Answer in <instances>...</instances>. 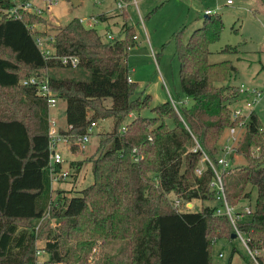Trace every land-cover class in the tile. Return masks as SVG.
<instances>
[{
	"label": "trees",
	"instance_id": "16d2710c",
	"mask_svg": "<svg viewBox=\"0 0 264 264\" xmlns=\"http://www.w3.org/2000/svg\"><path fill=\"white\" fill-rule=\"evenodd\" d=\"M34 22L45 20L36 15L0 19V137L8 150L0 154V171L5 172L0 264H35L37 251L47 253L44 264H90L95 246L113 241L120 243L117 255L103 253L94 264H211L214 242H232L233 227L225 215L215 214L213 169L205 161L199 175L195 168L204 155L217 162L220 137L239 121L244 134L235 153L246 163L233 167L231 154L229 165L218 169L228 204L249 200L250 218L238 227L264 264V128L254 110L232 118L239 85L228 80L237 69L229 60L208 61L209 44L223 29L220 15L204 14L201 26L186 37L184 28L174 33L183 94L177 93L176 108L169 100L151 106L149 95L131 99L136 83L128 80L127 55L137 44L132 25L124 23L121 37L104 41L95 27L73 17L53 34L54 51L48 57L34 39L45 33L28 29ZM221 51L239 49L227 45ZM62 56L77 57L74 69L89 77L47 74L49 88L65 101L66 128L60 133L76 146L92 121L111 118L112 128L91 159L92 183L80 190H57L53 198L51 175L62 167L49 165L50 110L35 86L21 80L41 69H72L60 62ZM144 110L152 114L141 115ZM132 112L137 115L122 125ZM9 165L14 167L6 169ZM80 165L77 161L76 169ZM169 194L183 207L192 200L211 205L181 211Z\"/></svg>",
	"mask_w": 264,
	"mask_h": 264
},
{
	"label": "rangeland",
	"instance_id": "374dc122",
	"mask_svg": "<svg viewBox=\"0 0 264 264\" xmlns=\"http://www.w3.org/2000/svg\"><path fill=\"white\" fill-rule=\"evenodd\" d=\"M79 1L80 4L74 6L71 0H61L50 14L43 17L44 23L34 22V28L38 29L39 32L43 31L45 33L42 35L45 48L54 51L53 39L51 40L49 37H52L58 28L63 27L73 17L84 18L85 25L91 22L90 15L96 19H99L100 14L104 18H108V23L97 22L95 24V29L104 41H106V30L114 38H119V36L123 35V28H119V26L122 25L123 21L125 23L127 21L126 25H132L138 37L137 44L130 48L127 55L129 74L136 83V88L131 94V99L149 95L151 106L168 100L171 103L175 102L177 93L181 94L179 60L175 53L174 33L184 28V36L186 37L194 29L201 26L205 8L215 11L223 21V29L219 39L209 44L210 54L208 55V61L212 63L223 60L231 61L237 71L228 82L256 88L259 95L251 96V99L255 97L252 109L257 113L264 128V6L261 5L259 0H230L231 2H227V0H136L137 4H131L128 9V19L126 16L127 11L119 12L117 9L107 12L102 11L112 8V0H102V3H98L100 0ZM115 12H118L117 15L119 16L114 15ZM114 16L115 18H113ZM139 16L142 18V22L139 21ZM101 19L100 21H102ZM227 45L236 46L239 51L236 53L222 52L221 49ZM51 72L60 76H74L81 79L89 77V73L85 70L74 68L47 70L48 75ZM181 95L183 96V94ZM105 102L109 103V100ZM183 102L189 104V99L185 100L184 98ZM64 104L65 101L59 99L57 107H52L53 110H60V122L57 123L59 126L60 123L64 125ZM239 105L244 107V104L240 100L233 102L232 106ZM248 110L245 107V109H242V112L246 114ZM89 113H91V110H89ZM151 114L150 110L141 112V115L149 116ZM135 115L137 113L132 112L121 124H127ZM96 123L97 125L93 129L89 140L83 146L81 144L74 146L72 144L73 141L71 144H59L58 150L62 157L61 167L68 171L67 175L60 179L61 182L57 180L53 183L54 198L57 190H63L64 192L75 189L80 190L92 183L91 159L96 157L99 150L102 149L99 148L100 139L104 138L107 132L111 130L112 119H96ZM243 134L244 127H238L234 133L235 141L233 142V146L237 147L240 144ZM228 135V130L225 129L218 141L220 148L223 144L230 142L227 138ZM252 150H254V154H257L256 148L252 147ZM1 153L5 155L8 153V150L6 145L1 143L0 137ZM77 161L81 162V169H76ZM245 163V159L241 154L233 153L230 165L237 168ZM13 167L14 165H9L6 169H12ZM198 167H205L202 160L199 162ZM4 174L5 172L0 171V195ZM60 187L67 189H60ZM168 197L171 200L175 198L173 194H169ZM190 203L187 205L189 208H185L181 204L177 207L181 211H197L206 204L211 205L210 202L200 200H192ZM238 204L249 206V200L242 199ZM42 242L43 239H40L37 243L41 245ZM119 246L120 243L118 241L104 244L98 243L89 256L88 261L90 264H94V261L100 258L103 253L117 255ZM218 253H221L222 256H219ZM47 258V253L38 251L35 264H44ZM211 264L253 263L247 254L245 246L239 239L234 238L232 242L224 239H218L214 242L211 252Z\"/></svg>",
	"mask_w": 264,
	"mask_h": 264
},
{
	"label": "built area",
	"instance_id": "2783aa9c",
	"mask_svg": "<svg viewBox=\"0 0 264 264\" xmlns=\"http://www.w3.org/2000/svg\"><path fill=\"white\" fill-rule=\"evenodd\" d=\"M61 0H9L10 5L4 6L0 4V19L3 17H15V18H22L23 15H36L38 17L43 18L46 17L47 14H50L52 10L58 5V3ZM95 1V0H92ZM115 7L114 9H117L119 12L128 11V7L131 4H137L136 0H113ZM227 2H231L230 0H227ZM99 3V2H98ZM215 11H212L211 9H205V14H211ZM91 22L88 25L84 24V18H79L80 21L86 26V27H94L95 24L98 22V19H96L94 16H89ZM139 21L142 22V18L139 16ZM34 23L28 24V29L31 33H34L35 31H39L38 29L34 28ZM133 38L136 39V35H133ZM36 45L38 46L39 50L45 55L50 56L53 54V51L50 49L45 48V42L42 38V35H35L34 36ZM49 39H53L52 37H49ZM105 39L106 40H112L114 39L113 35L109 32H105ZM60 62L63 65H70L72 68L76 67L78 64V59L75 56H62L60 57ZM128 80L131 81L130 76H128ZM21 83L23 85H33L36 88V93L44 98H46L47 105L49 107V110L52 107H55L58 101V98L56 96V93L53 92L48 85V75L45 72V70L41 69L37 73L24 78L21 80ZM259 92H257L255 87H248L243 84L239 85V98L243 104L244 107L241 105L234 106L232 108L231 116L233 119L239 117V116H245L247 117L249 112L252 109V104L255 102V97L251 99V96H258ZM184 100V99H183ZM177 102H172V105L176 108ZM248 108V113L244 114L242 112V109ZM97 123L95 121H92L87 129L85 134L78 137L75 141V144L79 145L85 144L89 137L91 136V133L93 129L96 127ZM242 126V121L238 122V125L235 127H229L228 130V139L230 140L229 143L223 144L221 146V155L217 158V162H212L206 155H204L202 161L207 162L209 166L214 171V178L210 182V187L215 190L216 193V201L218 202V205L215 209V214L217 215H225L229 222L231 223L233 227V233L236 234L235 238L239 239L241 243L245 246V249L247 251V254L249 258L251 259L253 264H260L257 256L260 254L259 250H252L248 247V239L244 235V233L239 229V224L241 222H244L250 218L251 215V208L248 205L241 206L238 203L236 205H229L224 194V189L222 185V179H221V171L218 169L221 167V170L226 168L229 165V156L236 152L235 145L233 146V142L235 141L234 133L237 130L238 127ZM60 126L56 123V121L52 120L49 116V165L53 167L54 164L61 163L62 157L60 154V151L58 150L59 144L64 143H70L68 140V137L66 134L60 133ZM257 150V149H256ZM133 160H137L140 157L135 152V148L133 149ZM205 167H196L195 173L199 175L201 171ZM67 175V171H61V172H52V180L57 181L59 179H62ZM191 201H188L184 204L185 208H189L187 205L191 204ZM174 206L177 207L180 202L179 199L174 198ZM191 207V206H190ZM178 210H181L177 207ZM38 252V251H37ZM219 256H222L221 253H218Z\"/></svg>",
	"mask_w": 264,
	"mask_h": 264
},
{
	"label": "crops",
	"instance_id": "0c3cea01",
	"mask_svg": "<svg viewBox=\"0 0 264 264\" xmlns=\"http://www.w3.org/2000/svg\"><path fill=\"white\" fill-rule=\"evenodd\" d=\"M113 1V0H112ZM99 3H102V0H100L99 1ZM79 4H80V1H79ZM114 7H115V4H114V1H113V4H112V8H109V9H106V10H102V11H111L112 9H114ZM130 8V6L128 7V9ZM205 9H210V8H205ZM204 9V10H205ZM118 14V12H115L114 13V15H116V16H119V15H117ZM102 14H100L99 15V19H98V22H107L108 23V18L106 19V17L104 18V19H101V16ZM91 16V15H90ZM127 19L129 18V11H127ZM113 18H115V16L113 17ZM100 19L102 20V21H100ZM110 19H112V18H110ZM114 23V22H113ZM125 22L123 21V23H122V25L121 26H119V28L120 27H122L123 26V24H124ZM126 23H127V21H126ZM95 27V26H94ZM119 28H117V29H119ZM106 32H109L108 30H106ZM136 35V34H135ZM122 36V35H121ZM121 36H119V37H121ZM102 37V36H101ZM138 39V37H137V35H136V40ZM130 76V78H131V80L132 81H134L135 82V80L133 79V77L131 76V75H129ZM59 100V99H58ZM185 100H187L186 98H185ZM57 105V104H56ZM55 107H57V106H55ZM63 109L65 110V104H64V107H63ZM59 112H60V110L59 109H56V110H53L52 108L50 109V111H49V116H50V118L52 119V120H54V121H56V123H59L60 122V119H59ZM63 120H64V125H62L61 123H60V127L61 128H65V117H63ZM62 163V162H61ZM60 163V164H61ZM79 169H81V166L80 167H78ZM63 169V168H62ZM68 169V168H67ZM79 169H78V171H79ZM63 171H68V170H66V169H63ZM60 180V179H59ZM55 181H53L52 180V189H54V187H53V183H54ZM59 182H61V180L59 181ZM60 189H67V188H64V187H60ZM75 190H78V189H75ZM54 193V192H53ZM52 197L54 198V196H53V194H52Z\"/></svg>",
	"mask_w": 264,
	"mask_h": 264
},
{
	"label": "water",
	"instance_id": "95a60500",
	"mask_svg": "<svg viewBox=\"0 0 264 264\" xmlns=\"http://www.w3.org/2000/svg\"><path fill=\"white\" fill-rule=\"evenodd\" d=\"M71 2H72V4H73L74 6H76V5L79 4V0H71ZM235 236H236L235 233H232V234H231V238H232V239L235 238Z\"/></svg>",
	"mask_w": 264,
	"mask_h": 264
}]
</instances>
